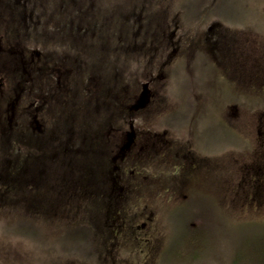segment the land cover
<instances>
[{
    "label": "rangeland",
    "instance_id": "rangeland-1",
    "mask_svg": "<svg viewBox=\"0 0 264 264\" xmlns=\"http://www.w3.org/2000/svg\"><path fill=\"white\" fill-rule=\"evenodd\" d=\"M32 3L40 17L34 33L41 43L42 29L71 33L69 38L62 33L50 35L51 41L44 43L49 44V61L40 68L37 60L34 66L37 86L17 85L6 75L0 79V104L14 92L20 99L10 122L22 124L26 115L32 134H43L32 137L28 129H9L4 126V112L0 113V264H97L88 225L103 229L101 214L93 210L85 194L92 188L104 192L108 187L106 151L114 154L121 135L117 130L126 121L117 106L121 99L126 100L127 112L138 114L137 123L149 131L138 130L137 145L151 150L155 140L165 139L156 137L153 130L168 127L183 142L190 139L199 153L213 157L223 152V170L216 173L208 161L207 172L187 174L185 163L175 165V184L161 181L157 185V189L171 187L173 192L164 191L169 196L156 198L165 206L157 212L153 237L148 243L139 240L133 245L137 261L128 259L131 244L116 250L113 261L208 264L213 254L207 247L218 242L222 263L223 256L234 253L233 247H262L264 0ZM132 12L140 13L141 20L136 21ZM0 31L8 43L16 33L14 19L0 16ZM206 33L213 34L209 42ZM67 45L83 58L79 81L77 77L73 82L78 67L70 64L71 59L61 58L71 57L64 51ZM165 60V76L143 87L150 76L160 75V62ZM216 60L231 63L230 67L218 69ZM11 66L15 68L13 57L0 58V70L13 75ZM227 70L236 74L234 82L226 78ZM71 71V83L58 91L55 76L70 81ZM47 79L51 82L47 93L55 84L54 95L45 98V109L34 110L44 96L32 98L31 104L29 98L40 97ZM143 91L134 109L132 104ZM105 124L113 126L104 133ZM103 133L107 148L99 142ZM164 141L166 146L160 150L169 146ZM148 168L154 173L157 166ZM181 177L185 181L180 187ZM141 184L144 202L153 203L155 192L150 191L155 184L149 179ZM256 192L260 194L253 198ZM76 201L85 206L78 207ZM146 209L144 220L153 219L155 212ZM235 253L239 256L241 251ZM257 258L261 262L260 252Z\"/></svg>",
    "mask_w": 264,
    "mask_h": 264
},
{
    "label": "flooded vegetation",
    "instance_id": "flooded-vegetation-1",
    "mask_svg": "<svg viewBox=\"0 0 264 264\" xmlns=\"http://www.w3.org/2000/svg\"><path fill=\"white\" fill-rule=\"evenodd\" d=\"M76 6L77 5L75 4V7ZM33 7L34 3H32V0H0V16L5 15L9 18H13L16 28V33L13 34V38L8 43L6 42L5 34L1 33L2 31H0V52L3 53L2 57H13L15 64V68L11 66L13 75H9L7 72L0 70V79H4V75H6L8 80H10V78L14 79L17 85H21L24 82L26 84L25 86H28L29 89L30 87L32 89L33 86H37V81H35L34 77L36 70L34 66L37 60L38 65L40 64V68L43 65H46L49 61L47 59V57L49 56V44L44 45V43L46 41H51L52 38L50 35H57L58 33H62L63 37L69 38L68 36L71 33V30L66 31L65 29L63 30L61 27L60 28L62 29V32L55 31L57 33H49L48 30L42 29V34L44 35V43H41L38 37L35 36L36 34L34 33L35 26L37 25L40 17L37 15L36 11L32 10ZM75 7L73 6L72 9H74ZM27 29H31L32 33L27 32ZM207 33L205 40L206 42H209L213 34L210 35ZM76 35L77 34H75V36ZM75 36H73V38L76 39ZM64 51L70 53L71 57L62 56L61 58L71 59L70 64L73 65V67H78L75 75L73 76V82L74 79L77 77H79L77 80L79 81L81 76V74L79 73V69L83 64V58L82 56L78 55L75 50L70 49L69 46ZM32 53L36 55V57ZM166 61L167 60L160 62V75L155 77L150 76L151 79H149V77V81L147 79L146 82L142 83L143 87H145L147 84H157V79H160L165 76L164 66ZM214 63L217 65L218 69L229 68L231 64L229 63L228 65H225L224 62L220 60H216ZM227 71L229 74L225 73L226 78H228L230 82H234V77H236V74L233 72V70ZM72 75L73 72L71 71L70 81L64 80L62 77L61 79L59 76L54 75V83L57 85L58 91H60V87H67L71 83ZM49 80L51 79L49 78ZM49 80L47 79L46 81H44V85L46 87L45 90H43L44 92L42 91V93L40 94L39 98H36L34 95L30 96L29 104H31L30 100L32 98L39 100L41 97L44 96V99H40L41 105L35 107L34 110L45 109V106L47 105L45 98L47 97V95L51 97L54 95L55 84L52 86L53 90L50 92V94L47 93L51 88V82H49ZM142 94H144V91L138 95V97L135 99V103L132 104L134 109H138V98L140 99ZM11 96L6 99L5 104H0V113L2 114L4 112L3 119L4 121H6L4 123V126L6 125L9 129L13 130L17 128H23L26 130L28 129L30 131L29 132L27 130L29 132V136L32 135V137L43 135L37 134L35 132L34 135L32 134V131L29 128L30 125L28 127L27 124L26 115L25 122L22 124H13L10 122L11 117H14V113L18 110L19 105L17 104L20 101V99H18L19 95L15 92L14 95ZM149 100H151V98H149ZM125 101L126 100L122 101L121 99L120 104L117 105L120 108L121 116L127 113ZM24 107L26 110L27 106ZM142 109H144V107ZM142 109L140 111H142ZM32 114L33 116L36 115V113L33 112ZM126 122L127 121H125V125L120 126L121 128L119 127V129L117 130L121 133V135L119 142L115 143L114 145V154L111 155L110 151H106L104 159V168H106L105 175L108 187L104 190V192L92 188L88 193L85 194V198L87 197L90 201V204H92V206L94 207L93 210H99V213L101 214L103 229L100 227H95L91 223L88 225L90 228L89 239L91 240V243H93V248L96 251L95 261H98L97 264L100 263L99 259H102V262L100 264H117V262L113 261V258L115 257L117 252L116 250H118L119 248H123L125 245L128 246L130 244L132 245V247L128 250V259L133 260V258H136L135 261H137V257L134 255L133 245H136V242L139 240L146 243H148V241L150 240L154 231L153 228L155 227L156 221L158 220L157 212L160 211L161 207L165 206L159 203V200L157 201L156 198H159L160 195H168L165 194L164 191L173 192L171 187L166 186L165 188L157 189V185L161 181H167L168 183L175 184L174 181L176 178V173L172 171L175 165H179L181 162L185 163V173L187 174L199 173L202 171L207 172L208 161L211 165H213L212 167L217 171L216 173L220 172V170H223V161H221L223 152L217 154L219 156L214 155L213 157L211 155H207V153H203V151L199 153L198 148L195 147V145L190 139L185 140V142H183L180 139L181 136L176 134L173 129H170L168 127L167 129L163 130H153V132L155 133L154 135L156 137H163L165 138L164 140L167 139L169 146L160 150L161 147L166 146L164 145L165 141L157 139L155 140V144L152 143V149L149 150L150 147L137 145V141L139 140L138 130H142L143 134L149 132L147 129H144L145 125ZM105 125L106 128L104 130V133L107 132L113 126V124ZM38 128L39 126L36 124L35 129L38 130ZM50 128L51 125H48L47 130L49 131ZM42 132L44 133V131ZM104 133L103 138L99 142H103L104 148H107ZM188 137L190 136L188 135ZM135 144L136 147L134 146ZM147 144L148 141L146 145ZM261 147H264V141ZM101 154L103 155L102 151ZM142 159H147L148 161L145 162ZM212 159H216L215 163L212 162ZM131 160L132 162H130ZM203 161H205L206 164H204ZM153 164H156L157 166V169L154 173L149 172L148 168L151 167ZM251 165L253 170L255 164L252 163ZM197 166H200L201 168L195 169V167ZM93 169L95 173H98L95 171V166L93 167ZM164 170H166L167 174L164 172ZM129 176L135 177L130 178ZM143 179H149L155 184V190L150 191L151 193L155 192L153 196V203L144 202L143 190L141 191V187L144 186L141 184ZM184 181V177H181L180 180H178V184L180 187L181 185H184ZM94 183H96V181H94ZM174 194H176V192ZM174 194H172L171 196H174ZM256 194L260 193H253L252 197H257L258 195ZM75 204L78 207L85 206L84 204L81 205L80 201H76ZM146 208H149L151 212H155L153 219L144 220V211H147ZM129 255H131V258ZM123 263L128 264L126 258H124ZM132 264L138 263L134 262Z\"/></svg>",
    "mask_w": 264,
    "mask_h": 264
},
{
    "label": "trees",
    "instance_id": "trees-1",
    "mask_svg": "<svg viewBox=\"0 0 264 264\" xmlns=\"http://www.w3.org/2000/svg\"><path fill=\"white\" fill-rule=\"evenodd\" d=\"M134 9V5L133 8ZM132 16L134 18H136L137 20H141L140 18V13H137L138 15H134V13L132 12ZM110 15V14H109ZM131 16V17H132ZM123 19L124 16H123ZM140 24V22H138ZM177 47V46H176ZM181 48V47H180ZM145 67V66H144ZM150 68V67H149ZM148 68V70H149ZM145 70L147 71L146 67ZM151 79V77L149 78ZM148 79V81H149ZM141 116V115H140ZM123 118L128 122V123H134V124H138L137 122L139 121L140 117L138 114H131V113H126L125 115H123ZM217 214H218V209H217ZM217 215H216V220H217ZM215 218L212 217V220H214ZM217 242V241H216ZM197 248L200 249V252H202L201 248L202 246H200L198 243H196ZM210 254H213L210 258V262L208 264H264V243H262V247H260L258 250L255 248V246H251V245H245V246H241L240 250L236 249L237 247H233L234 248V253L232 254H227L225 256H223V260L221 263V258L218 256V252L221 249L220 245L217 243H212L210 244L207 248ZM240 252L241 254L239 256H237V254L235 252ZM257 252H260V261L258 262V258H257Z\"/></svg>",
    "mask_w": 264,
    "mask_h": 264
}]
</instances>
